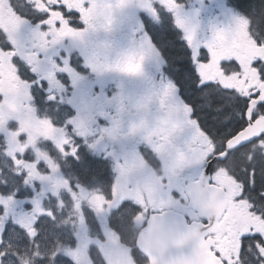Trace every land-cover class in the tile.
<instances>
[{
    "label": "flooded vegetation",
    "instance_id": "obj_1",
    "mask_svg": "<svg viewBox=\"0 0 264 264\" xmlns=\"http://www.w3.org/2000/svg\"><path fill=\"white\" fill-rule=\"evenodd\" d=\"M230 9L228 0H0V264H146L124 217L173 210L207 224L188 205L202 180L226 198L217 233L205 236L211 252L223 264H264V133L227 151L264 122V56L250 51L264 47V23L247 12L235 23ZM150 25L171 29L200 92L227 104L225 127L204 119L200 92L191 103L180 95L169 37L153 38ZM59 183L46 197L55 225L47 231L36 215L16 242L10 225L25 215L9 198ZM126 202L142 211L114 215ZM101 213L113 220L105 232Z\"/></svg>",
    "mask_w": 264,
    "mask_h": 264
},
{
    "label": "water",
    "instance_id": "obj_2",
    "mask_svg": "<svg viewBox=\"0 0 264 264\" xmlns=\"http://www.w3.org/2000/svg\"><path fill=\"white\" fill-rule=\"evenodd\" d=\"M260 101L264 102V94ZM263 131V123L253 125L233 139L228 144V150L245 145ZM201 189L202 187H196L190 191V207L203 212L205 215L201 216L210 222V226L202 228L197 224L189 225L184 217L174 212L152 215L137 239L138 249L147 257L150 264H221L206 249L203 235L206 229L209 232L212 229L216 232V221L225 210L226 199L199 198ZM3 233L4 228L0 227V245Z\"/></svg>",
    "mask_w": 264,
    "mask_h": 264
},
{
    "label": "rangeland",
    "instance_id": "obj_3",
    "mask_svg": "<svg viewBox=\"0 0 264 264\" xmlns=\"http://www.w3.org/2000/svg\"><path fill=\"white\" fill-rule=\"evenodd\" d=\"M225 14L229 20L233 19L235 21V23L241 21L243 18L234 9H230V11L225 12ZM229 16L231 17V19ZM248 43H249V45L253 44L252 42H249V41H248ZM239 67L241 68L242 65H240ZM1 153H2V149H0V154ZM9 163H11V165H9V173L16 175L18 173L19 167L16 165V163L12 162V158L10 159ZM11 179L12 178H9L10 182L7 183V184H9V186L6 185V188L12 191V193H11L12 195L18 196V192H19L18 186H16L15 184H12ZM27 183H28L29 187H33L35 185L34 181H32V180H28ZM3 186L4 185H2V187ZM63 187L64 186L61 183L54 184V185L45 184V185H41V193L38 195H34V194H32V191H29L28 194L29 195L31 194V196H29V198H9V201L11 203L15 202L17 204L19 212H21L25 215L24 219H23V217H19V218L14 219V221L11 225L13 230H14V233H15L14 237L16 238V242H19V236H21V232L18 231V228H21V226H22L26 229V228H29L31 226H34V224L32 225V223H33L32 217H35L36 215H38V216L42 215L43 218H47V219H48V217L53 218V216H54L53 211H55L54 210L55 207L53 206L54 199L53 198H46V197L48 194L55 196V193H58ZM13 189H16V190L13 191ZM67 199L68 198H66V200H65V198L59 199L57 202V206H63L67 202ZM87 200L90 202L94 211L102 210L104 212V210L106 211L108 209V206L106 204L103 205L104 198H89ZM23 210H25L26 213H24ZM102 218H103V222H102L101 229L105 232L109 228V218H107L106 215L104 216V214L101 213L100 217L98 218L99 221ZM145 220H146V213H139L137 215V217L134 218L135 225L138 228H141L144 225ZM49 222H51L50 219H49ZM47 226H48V224H47ZM17 237H18V239H17ZM82 239H83L82 234L80 235V237H77V242H79V245L82 244V241L84 242V240H82Z\"/></svg>",
    "mask_w": 264,
    "mask_h": 264
},
{
    "label": "snow or ice",
    "instance_id": "obj_4",
    "mask_svg": "<svg viewBox=\"0 0 264 264\" xmlns=\"http://www.w3.org/2000/svg\"><path fill=\"white\" fill-rule=\"evenodd\" d=\"M28 0H20V6L24 3H27ZM234 3L242 8H254L256 5L253 3V0H234ZM259 7L264 12V0H260ZM70 15H75V13H69ZM147 20V18H145ZM149 31L152 32L153 38L157 35L163 37H169L166 40V50L168 52L173 51L172 47V38H171V29L166 28L163 25L160 26H151L149 27ZM169 74L175 80V83L179 86L180 95L189 103H191V97L197 93L202 91L203 89L196 82L197 78L195 77V71L192 67L191 60H174L170 61V67L168 69ZM46 87V85H45ZM207 87V85H205ZM135 207V211L139 213L142 211V208L138 206L132 205L130 202H126L121 205L119 208L115 210L114 215H119L124 213L127 209ZM11 227V225H10Z\"/></svg>",
    "mask_w": 264,
    "mask_h": 264
},
{
    "label": "trees",
    "instance_id": "obj_5",
    "mask_svg": "<svg viewBox=\"0 0 264 264\" xmlns=\"http://www.w3.org/2000/svg\"><path fill=\"white\" fill-rule=\"evenodd\" d=\"M230 3L233 7L237 8L241 13H249V16L258 23H264V12L259 7L260 0H253V3L256 5L254 8H242L237 6L234 3V0H230ZM246 13V14H247ZM166 44V42H165ZM172 47L173 51L169 52L170 58L172 61L174 60H186V56L184 55L183 51L177 46L175 40L172 39ZM203 93V92H202ZM200 94L197 98L201 99V107L205 111L204 119L207 123L211 126L217 125L219 127H225L233 114L229 110V107L225 103L222 106H217V100L215 97L210 93L207 92L206 94ZM228 103V102H227ZM122 230H128L131 227V222L128 216L123 219L122 223Z\"/></svg>",
    "mask_w": 264,
    "mask_h": 264
}]
</instances>
